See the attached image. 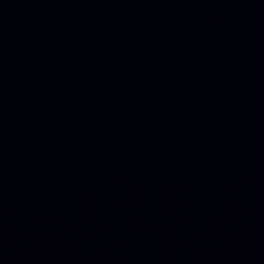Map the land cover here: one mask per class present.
<instances>
[{"label": "water", "instance_id": "obj_1", "mask_svg": "<svg viewBox=\"0 0 264 264\" xmlns=\"http://www.w3.org/2000/svg\"><path fill=\"white\" fill-rule=\"evenodd\" d=\"M0 264H264V0H0Z\"/></svg>", "mask_w": 264, "mask_h": 264}]
</instances>
